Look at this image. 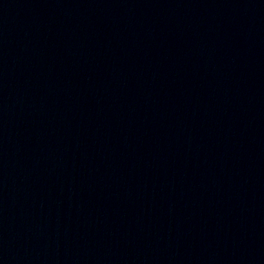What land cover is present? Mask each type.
Returning a JSON list of instances; mask_svg holds the SVG:
<instances>
[{
  "label": "water",
  "instance_id": "water-1",
  "mask_svg": "<svg viewBox=\"0 0 264 264\" xmlns=\"http://www.w3.org/2000/svg\"><path fill=\"white\" fill-rule=\"evenodd\" d=\"M0 264H264V0H0Z\"/></svg>",
  "mask_w": 264,
  "mask_h": 264
}]
</instances>
